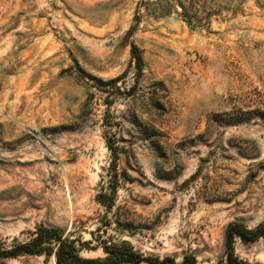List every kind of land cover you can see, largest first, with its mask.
I'll list each match as a JSON object with an SVG mask.
<instances>
[{"label": "rangeland", "instance_id": "374dc122", "mask_svg": "<svg viewBox=\"0 0 264 264\" xmlns=\"http://www.w3.org/2000/svg\"><path fill=\"white\" fill-rule=\"evenodd\" d=\"M178 1L0 0V246L44 225L82 257L220 264L228 223L264 221V0ZM234 253L264 264V238Z\"/></svg>", "mask_w": 264, "mask_h": 264}, {"label": "trees", "instance_id": "16d2710c", "mask_svg": "<svg viewBox=\"0 0 264 264\" xmlns=\"http://www.w3.org/2000/svg\"><path fill=\"white\" fill-rule=\"evenodd\" d=\"M178 4L180 8L184 10V6L181 0L178 1ZM206 14L209 15V13ZM181 15L188 25L193 24L192 19L187 15L185 11H183ZM205 23H209V18L205 20ZM130 55L132 61L135 64L137 72L141 73L143 69V59L139 47L134 43H131L130 45ZM87 74L88 77L92 80V83L83 80V83L88 91H90L91 89L103 91L104 85L107 84H112L114 86L113 88L118 89V87H116L115 85L118 77L104 80L101 77H97L89 73ZM110 102L111 101L107 100L106 104L109 105ZM156 107L162 108V104L158 101L155 105V108ZM239 121L240 119H236L235 117H233L229 122L235 124ZM141 123L142 121H140V124ZM150 130L151 132H153V135L157 132L156 128L153 125H150ZM107 147L116 158L117 147L110 144H107ZM114 164L115 160L112 164V167L114 166ZM236 237L244 242H252L259 238H264V221L256 225L254 228H248L247 225L238 220L228 223L225 228L224 235L225 258L224 261L220 264H247L234 253V238ZM104 251L107 254L105 258L82 257L81 255H79L74 242L63 237L62 230L60 228L55 226L40 225L36 228L34 237H32L29 241L13 244L9 248L0 246V259L16 256L19 253L46 255L54 253L57 264H138L142 261H145L149 264H196L197 262L195 257L190 254L185 255L180 262L175 261V259L171 257H164L162 259L143 257L128 244H113L111 246L104 247Z\"/></svg>", "mask_w": 264, "mask_h": 264}, {"label": "water", "instance_id": "95a60500", "mask_svg": "<svg viewBox=\"0 0 264 264\" xmlns=\"http://www.w3.org/2000/svg\"><path fill=\"white\" fill-rule=\"evenodd\" d=\"M263 50H264V46H263ZM149 239H151V241H154L150 236H148ZM196 264H199V262H196Z\"/></svg>", "mask_w": 264, "mask_h": 264}]
</instances>
